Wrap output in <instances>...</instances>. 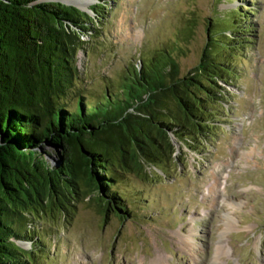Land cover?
<instances>
[{
	"label": "trees",
	"instance_id": "obj_1",
	"mask_svg": "<svg viewBox=\"0 0 264 264\" xmlns=\"http://www.w3.org/2000/svg\"><path fill=\"white\" fill-rule=\"evenodd\" d=\"M107 2L83 11L66 0H0V264H34L43 253L28 216L51 209L52 197L62 213L72 194L78 202L98 198L103 214L127 215L116 186L128 173L146 177L144 164L169 168L174 140L211 139L227 122L218 84L233 76L227 58L249 43L250 27L238 26L246 13L229 11V34L217 32L185 75L163 49L94 93L77 54L104 38ZM47 152L57 155L55 166Z\"/></svg>",
	"mask_w": 264,
	"mask_h": 264
},
{
	"label": "rangeland",
	"instance_id": "obj_2",
	"mask_svg": "<svg viewBox=\"0 0 264 264\" xmlns=\"http://www.w3.org/2000/svg\"><path fill=\"white\" fill-rule=\"evenodd\" d=\"M88 1L70 5L86 11L96 0ZM107 3L104 38L77 54L83 84L94 93L163 49L185 75L217 32L229 34V11L246 13L238 26L250 27L249 43L227 58L233 76L218 84L225 99L217 108L227 122L211 139L174 140L169 168L144 164L146 177L128 173L116 186L127 215L103 214L98 198L78 202L72 194L62 213L52 197L51 209L28 216L31 234L44 242L34 264H264V0ZM47 153L55 166L57 155ZM31 243L18 242L26 250Z\"/></svg>",
	"mask_w": 264,
	"mask_h": 264
},
{
	"label": "bare ground",
	"instance_id": "obj_3",
	"mask_svg": "<svg viewBox=\"0 0 264 264\" xmlns=\"http://www.w3.org/2000/svg\"><path fill=\"white\" fill-rule=\"evenodd\" d=\"M79 0H66V2L68 3V4H72V2H78ZM82 4H84V5H86V2H82ZM73 5H77V4H75V3H73ZM151 264H164V262H163V260L162 259H157V260H155V261H153V262H151Z\"/></svg>",
	"mask_w": 264,
	"mask_h": 264
},
{
	"label": "water",
	"instance_id": "obj_4",
	"mask_svg": "<svg viewBox=\"0 0 264 264\" xmlns=\"http://www.w3.org/2000/svg\"><path fill=\"white\" fill-rule=\"evenodd\" d=\"M86 11H88V10H86Z\"/></svg>",
	"mask_w": 264,
	"mask_h": 264
}]
</instances>
